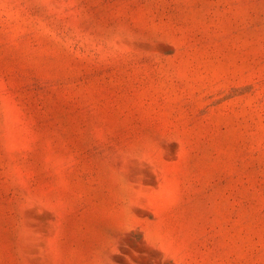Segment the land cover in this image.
<instances>
[{
  "label": "rangeland",
  "instance_id": "374dc122",
  "mask_svg": "<svg viewBox=\"0 0 264 264\" xmlns=\"http://www.w3.org/2000/svg\"><path fill=\"white\" fill-rule=\"evenodd\" d=\"M0 264H264V0H0Z\"/></svg>",
  "mask_w": 264,
  "mask_h": 264
}]
</instances>
